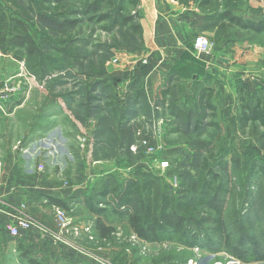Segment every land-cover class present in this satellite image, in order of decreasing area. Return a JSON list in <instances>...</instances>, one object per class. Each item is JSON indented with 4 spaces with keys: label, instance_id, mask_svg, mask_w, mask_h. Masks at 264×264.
<instances>
[{
    "label": "rangeland",
    "instance_id": "rangeland-1",
    "mask_svg": "<svg viewBox=\"0 0 264 264\" xmlns=\"http://www.w3.org/2000/svg\"><path fill=\"white\" fill-rule=\"evenodd\" d=\"M173 1L178 3L180 46L185 49L181 53L186 60L176 59L171 63L167 77L170 82L162 79L154 100L149 102L145 95L148 115L139 112L140 106L121 133L116 131V123H111L100 138L94 136V131L97 119L105 116L101 105L92 109L96 112L93 117L80 120L74 116L73 110L63 105L62 99H56L60 98L57 95L75 90L74 82L88 87L94 81H103L100 88L108 85L106 94L114 98L118 111L125 110L128 106L126 99L142 88L140 70L151 60L145 40L142 42L132 34L129 25L118 23L112 31H107L112 24L110 20L98 23L87 17L56 16L54 11L53 15L59 21L68 18L79 19L81 23L67 34L53 33L35 19L27 21L22 18L10 4L0 0V93L5 101L8 100L0 111L8 113L7 108L13 107L12 112L19 111L22 119L25 114L33 115L39 117L34 123H40L42 104H48L46 109L51 112L57 110L51 104L60 107L59 113H63L70 128L75 129L73 133L69 130L70 136L81 163L85 162L87 167L77 168L76 178L79 180L84 176L88 182L93 179L90 194L97 187L94 196L101 190V186L98 187L101 183L111 182L121 190L128 181L153 180L160 195L168 194L178 201H188L198 193V171L202 161L206 162L226 185L221 204L224 234L223 237H214L218 241L216 248L211 251L201 246L189 248L182 238L172 235H164L155 244L145 242L134 236L128 224L132 211L141 210L139 198L134 197L128 212L120 216L113 210L114 198L101 203L95 197L94 203L107 210L104 220L110 227L103 226L102 218L93 222L92 217L78 215L79 211L74 212V207L65 210L66 219L61 224L54 208L43 205V221H32V231L39 233L40 225L43 226V222L48 224L44 225L49 231L43 235L46 247L43 244V249L36 247L32 250L33 263H29V257L24 260L14 255L9 259L5 257L7 261L3 264H205L206 260L213 264H260L250 258L246 262L239 260L232 255L231 249L236 241L244 238L253 240L264 250V177L258 172L259 167H264V129L258 127L254 134H248V131L242 134L238 124L242 90L245 91V102L253 106L259 100L264 113V36L235 29L218 30L208 24L212 20L206 21L208 16L216 13L215 10L201 11L197 0ZM116 2L108 0L95 17L108 13L120 21L132 15L133 24H140L138 7L135 11L129 8L118 11ZM251 3L257 6L259 0ZM68 7L79 9L82 5L71 2ZM234 7L236 14L244 18L252 16L245 2L237 0ZM10 18L24 21L35 43L33 55H27L23 50L7 49L11 35ZM198 36L208 39L211 45L208 54L197 55L193 50ZM27 66L43 73L46 78L40 81L30 74ZM58 77L60 84L47 83ZM201 87L212 91L210 102L215 108L218 127H205L196 133L193 126ZM167 89V95H162L161 92ZM96 95L103 99V92ZM18 100H22L19 109ZM167 105L183 110L190 117L184 122L173 118L167 112ZM0 122L3 124L4 120ZM113 131L116 142L112 143ZM22 137H16V147ZM98 138H104V141L98 143ZM16 151L20 152L19 146ZM18 152L15 153L17 158ZM63 158L58 161L63 162ZM162 162L167 166L162 167ZM99 166L102 167L100 170ZM3 171L0 165V176ZM213 218L214 213L207 206L197 209L195 219L198 225L195 228L199 230V239L204 238L205 231L214 229ZM45 249L48 251L46 255Z\"/></svg>",
    "mask_w": 264,
    "mask_h": 264
},
{
    "label": "trees",
    "instance_id": "trees-1",
    "mask_svg": "<svg viewBox=\"0 0 264 264\" xmlns=\"http://www.w3.org/2000/svg\"><path fill=\"white\" fill-rule=\"evenodd\" d=\"M5 1L18 11L22 18L27 21L35 19L53 33L67 34L81 23L79 19L64 18L59 21L53 15L55 12L54 14L56 16L87 17L89 21L96 20L98 23L110 20L112 24L106 28L107 31H112L118 23L129 25V31L143 42L142 27L139 23L133 24L135 20L134 16L127 15L120 21L113 19L112 15L108 13L95 17V14L101 11L108 0H24L26 3L18 0ZM32 1H34V4ZM236 1L237 0H197V7L204 12H210L212 9L215 10L213 12L216 13H214L212 17L208 16L206 21L208 20L209 22L212 20V23L208 24H211L212 27L218 30L235 29L258 36H264V15H262L259 10L251 9L252 16L250 18H244L235 13L234 4ZM240 1H242V3L245 2L247 5L245 0ZM71 2L81 4L82 7L79 9H72V7H68ZM138 4L139 0H117L115 6L118 11H122L125 8L135 11ZM10 32L11 35L7 41L8 50H23L30 56L35 53V43L29 35L27 27L22 19L10 18ZM90 59L93 60L92 56ZM27 68L30 70V74L34 75L40 81L46 78V76H42L43 73H37L28 66ZM58 71L60 70H57V72ZM92 73L97 74V72ZM46 74L49 76L48 73ZM59 78L60 77L53 80L50 79L47 83L60 84L61 81ZM102 82L103 81H94L88 85V87H82L81 84L78 85V82H74L72 85L75 90L57 95V97L63 100L67 109L73 110L74 116L80 120L93 117L96 112L92 109L94 108V110H96L98 108L97 106L101 105L100 107L103 108L105 116L97 119V128H95L94 136L96 135L101 138L103 131L106 130L107 125L111 123H116V131L120 130L121 133V130L126 127L125 124L129 123L130 116H133L134 113L139 111L140 106H142V109L139 112L148 115L147 112L149 110L143 88L134 91V93L126 99L125 104H128V106L125 110L118 111L114 98L106 94L109 86L104 85L103 88H100ZM168 82H170V78ZM100 92H103V99L96 95ZM168 92L169 89H167V91L163 90L161 94L166 96ZM244 92L245 91L242 90L240 97L241 111L238 119L239 130L242 134H246L247 131L249 132L248 134H254L258 127L264 129V113L259 100H257L253 106L245 102ZM92 93H94V95H92ZM211 95L212 91L208 87H201L198 92V111L193 126V130L196 133L201 132L205 127H218L215 121V108L210 102ZM83 98L86 99L84 100ZM89 104L92 105L89 107ZM166 109L167 112L170 113V116L181 122L186 121L190 117H188L183 110L177 109L172 105H167ZM114 136L113 131L110 137L112 143L116 142L114 141ZM112 138L114 139L112 140ZM102 139L98 138L96 141L100 143L99 140H101V142L104 141ZM258 172L264 177V167H259ZM218 177V175L208 168L207 163L202 161L197 177L196 188L198 189V193L188 201H178L174 196H169L168 194L160 195L157 184L153 180L142 183L128 181L121 190H118L111 182H108L103 184L101 190L97 192V196L105 197L108 194L111 195L112 198H114L113 210L120 216L128 212L127 210L131 207L134 197L139 198L141 210L132 211L128 216V224L134 236L145 242L156 243L159 242L164 235H172L176 238H182L181 240L185 243V246L189 248L201 246L211 251L216 248L218 244V241L215 240L214 237H223L224 234L221 204L226 191V185L221 183ZM51 202L54 206L60 208L62 206L56 200H52ZM203 206H207L214 213L212 221L214 229L205 231L204 238L201 240L199 239V230L195 228L196 225H198L195 219V213L198 208ZM95 208L92 206L91 210L95 209L96 211H94L97 213L101 211L96 205ZM209 233L212 234L210 235ZM224 242H227L226 239ZM231 252L233 256L243 262H246L248 258H250V261L255 262L264 261V250L251 239L240 238L236 241V245L232 246Z\"/></svg>",
    "mask_w": 264,
    "mask_h": 264
},
{
    "label": "crops",
    "instance_id": "crops-1",
    "mask_svg": "<svg viewBox=\"0 0 264 264\" xmlns=\"http://www.w3.org/2000/svg\"><path fill=\"white\" fill-rule=\"evenodd\" d=\"M245 1L250 9L259 10L264 15V0H259L257 6L252 5V0ZM138 8L147 54L151 56L149 65L140 70L143 76L142 88L146 98L151 102L156 96L157 88L162 84V79L165 78L168 82L171 63L176 59L186 60L181 53L185 49L180 46L181 19L177 15L178 3L173 0H139ZM7 101L0 93V110L3 111L2 106L6 107ZM21 103L22 100H18V109L22 108ZM42 105L44 106L41 107L40 123H36L37 121L34 123L39 117L33 115L25 114L26 117L22 119L19 111L12 112L13 107L7 108L8 113L0 111V121L4 120L3 124L0 122V165L4 170L0 176V264L6 263L5 257L9 259L14 255L24 260L29 257V263L34 262L30 254L36 247L43 249V244L44 248L46 247V241H43L46 237L43 235L49 231L46 226L48 224L43 222L46 225H40L39 233L31 229L21 232L18 237L8 234L6 224L16 216L24 217L31 222L36 220L42 222L43 205L58 207L51 204L52 200L58 201L64 211L74 207V212L79 211L78 215L92 217L93 222L102 218V224H105L103 226L110 227L104 220L107 210L99 208L101 211L95 212L97 203L94 201L97 197L99 198L97 202L106 203L112 196L109 194L105 197H98L97 194L94 196L98 185L95 186L94 193L90 194L93 179L88 182L84 176L79 180L76 178V169L87 167L85 162L81 163L74 147V140L70 136L75 130L74 127L71 129L65 115L59 113L60 107L51 104L54 106L53 109H57L51 112L52 110L46 109L48 104ZM20 135H23V140L18 145L20 149L18 152L16 151L18 146L16 147L14 141H18L16 137ZM16 152L20 153L18 158L15 156ZM59 155H63L64 158ZM60 157L63 158V162L58 161ZM101 168L98 167L99 170ZM80 174H83V170ZM103 184L105 183L98 187L102 188ZM92 206L95 211L91 210ZM44 251L46 255L48 251L46 249ZM204 263L213 264L208 260ZM258 263L264 264V261Z\"/></svg>",
    "mask_w": 264,
    "mask_h": 264
},
{
    "label": "built area",
    "instance_id": "built-area-1",
    "mask_svg": "<svg viewBox=\"0 0 264 264\" xmlns=\"http://www.w3.org/2000/svg\"><path fill=\"white\" fill-rule=\"evenodd\" d=\"M210 46L211 45H210L208 39L205 38V36L204 37L198 36L194 40L193 50L195 51V53L197 55L208 54V52L210 50ZM5 89L7 90L8 88L5 87ZM143 144H145V142H143ZM161 166L166 167L167 163L162 162ZM54 210H55L56 218L58 219V221L61 224H63L65 222V219H66L65 211L59 207H55ZM32 226H33V223L30 220H28L24 217L16 216V217H13V219L10 220L6 224V230L10 236L18 237V236H20L21 232H26V231L31 230Z\"/></svg>",
    "mask_w": 264,
    "mask_h": 264
}]
</instances>
